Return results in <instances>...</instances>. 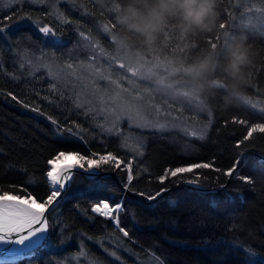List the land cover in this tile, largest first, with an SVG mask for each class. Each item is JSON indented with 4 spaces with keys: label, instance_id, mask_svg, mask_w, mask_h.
Segmentation results:
<instances>
[{
    "label": "trees",
    "instance_id": "obj_1",
    "mask_svg": "<svg viewBox=\"0 0 264 264\" xmlns=\"http://www.w3.org/2000/svg\"><path fill=\"white\" fill-rule=\"evenodd\" d=\"M125 3L126 0H45L44 4L29 2L13 6L12 11L19 14L22 9L38 24L34 27L26 23L20 31H12L11 42L0 40L1 194L26 196L31 193L37 201H41L40 197L46 198L50 194L45 178L47 161L61 151L89 157L93 153L112 152L131 164L134 177L131 190L153 194L162 186L169 188L195 179L205 186L220 185L226 178L224 170L230 168L244 150L264 154V133H254L237 147L251 124L264 123V23H254L256 13L264 15V0H216L218 24L227 20L233 25L230 36L246 35L257 52L255 63L246 72V83L240 95L225 107L222 91L209 96L196 90L199 102L207 114L211 111V117L193 127L191 132L179 128L141 130L142 142L135 151L132 149L133 153L122 148L121 134L98 132L92 113L85 116V110L73 105L67 92L44 74L45 71H31L24 62L21 64L22 54L25 52L29 59L30 52L41 53L40 45L47 53L64 60L68 48L59 53L58 50L64 43L67 47L82 46L86 36H78L81 31L104 49L109 48V34L116 36L114 42L138 55L158 52L160 58L175 61L177 67L182 61L185 67L211 51L207 41L211 38L216 42L215 38L222 32L217 28L211 33L181 38L180 32L169 24L154 33L149 43L147 34L130 32L120 24ZM117 4L120 11L116 10ZM5 10L3 14H12L8 8ZM61 14L68 23L63 22ZM105 24L109 25L107 33L103 31ZM42 25L53 28L62 43L58 45L42 35L38 31ZM223 40L221 35L218 52L225 47ZM165 44L168 46L164 47ZM10 45L11 50L6 48ZM52 83L59 91L50 89ZM190 85L181 86L194 89ZM9 92L30 107L12 100L7 95ZM233 117L248 123L233 122ZM58 125L64 129L72 127L73 133L65 130L57 134ZM194 163H212L213 168L194 169L193 173L181 174L179 178L170 177L163 185L157 179L166 169ZM101 168L115 172L122 184L127 183L123 166L117 169L101 165ZM217 168L221 171H215ZM239 170V176H249L252 182L245 183L234 176L225 189L206 191L207 195L192 187L180 186L159 202L146 205L141 198L124 194L125 207L119 213V227L128 232L127 237L114 227L111 219L91 212V205L98 197L109 198L121 193L115 180L111 176H100L88 181L82 174L75 173L71 187L53 213L54 216L59 214V226L54 227L52 217H48L47 246L20 258L21 262L15 264H75L72 257L75 246L83 253L77 258L78 264H156L153 258L156 256L163 259L164 264H248L245 253L239 248H250L257 253L252 258L254 264H264V162L248 156ZM228 196L233 199L229 200ZM169 200L178 203L172 207ZM250 224L258 231L252 236L246 234V225ZM59 236L61 243L66 244L58 249L52 246H56ZM142 246L154 254H149ZM113 252L115 256L110 255Z\"/></svg>",
    "mask_w": 264,
    "mask_h": 264
},
{
    "label": "snow or ice",
    "instance_id": "obj_2",
    "mask_svg": "<svg viewBox=\"0 0 264 264\" xmlns=\"http://www.w3.org/2000/svg\"><path fill=\"white\" fill-rule=\"evenodd\" d=\"M32 3V4H44L45 0H0V7H6L12 13L10 15H5L0 12V40L11 42V32L12 31H20L22 28L26 26V23H32L34 27L37 26L38 21H33L29 13H23L22 9L19 11V14L15 11H12L13 6L22 5L23 3ZM116 10L120 11V5H116ZM61 18L62 14H61ZM64 23H68L67 18H63ZM114 28L115 25H112ZM166 27V26H165ZM218 29L222 30L221 35H223V46H226L229 43V40L232 37L229 34V30L233 29V25H230L227 20L220 22L218 24ZM38 31L47 38H50L58 45L62 43L60 36L56 34L53 28L48 25H43L38 27ZM103 31H109V25H103ZM157 32V31H156ZM156 32H150L147 34L148 41L151 43L153 39V34ZM79 35L84 37V33L80 32ZM221 35H218L213 42L211 38L207 41L210 44L211 50H216L218 48V44L221 42ZM185 35H181L183 38ZM112 40L116 41V36H112ZM194 46V45H193ZM92 47H97V45H92ZM123 47V45H121ZM11 50V49H10ZM178 51L183 52V48H178ZM101 53L103 54V50L101 49ZM96 56L93 54L89 57V60L94 65L96 63ZM115 60V57L112 58ZM120 69H124L126 65L119 60L115 61ZM171 63V62H170ZM179 67H171L169 75H173L175 73L183 71L184 68L183 62H179ZM23 67V65H21ZM67 69L72 70L74 68L73 64L69 63L66 65ZM157 65L148 66L144 63H139L138 67H127V72L131 73L133 77L142 75L141 69H145L144 75L146 78L151 79L153 76H156L157 73L154 70ZM184 72V71H183ZM105 79L108 82L109 87L107 90L99 88V80ZM157 84L163 86L165 89H170L177 96H181L188 100L189 98L196 99L199 102V95L195 89L189 91H181L179 90V85L176 84L174 87V83H166L165 79L161 78L156 81ZM65 89H69L72 93H77V98L79 99L80 95L85 97L83 103H76L77 108H84V115L87 116L91 111L95 115L106 114L112 115L115 118V121L118 122L125 117L132 122H135L142 110V101L143 97L139 92L136 93L135 96L131 97V101L127 99L129 95V90L124 88L120 83V80L113 79L112 76L105 75L102 72L100 67L93 68L91 73L88 72H69L68 78L66 82L63 84ZM50 89L52 91H59L57 85L52 83L50 85ZM12 100L17 101L22 104L23 107L29 108L30 106L27 103H24L22 100H18V97L13 95V93H7ZM64 95L61 92V99H64ZM68 98H71L69 96ZM91 105H95V107H88ZM199 107L201 111H206L203 107L202 102H199ZM33 111L39 112V108H33ZM156 110H159V106H156ZM209 117H211V111H208ZM49 120H52V117H48ZM233 122H237L240 124H247L246 120H237L236 117H233ZM53 123H57L53 121ZM137 127L146 128L149 126L148 122L143 124L137 123ZM79 127V125H76ZM131 127V125H130ZM154 127L164 128L165 125L156 124ZM65 130L68 131L69 134H72L73 128L68 127L64 129L57 126V134H62ZM107 131L109 133H114L116 135H120V130L116 127L115 123L112 128H108ZM259 132L264 133V123H254L251 124L250 127L247 128V134L243 136V139L237 142V147L243 144L245 141H248L253 137V134ZM193 136L196 133H192ZM200 138H203L202 135ZM142 154V153H141ZM75 156L77 158L76 164H69L60 169L55 167V161L59 160L65 156ZM48 165L51 166V170L46 171V180L49 182V192L46 196L40 197L42 201L39 203L38 207H33V204L37 203V199L31 196V193L26 194V198H21L20 196H11L8 192H3L0 194V244H14L18 245V248H7L5 251L9 254H12L15 257H19L28 253H35L38 249L44 248L47 246L46 242L49 239V220L48 217L51 216L53 220V226L58 227L59 221L53 213H56V209L60 206V203L63 200L64 194L68 188L71 187L73 180L72 177L75 173L72 172L73 169H76L78 173L84 176L85 180L95 181L98 177H100L101 171L104 169L101 168V165H109L114 168H123L127 171V183L124 185L125 193L132 192L131 190V181L134 179L133 174L131 172V164L125 163L123 160L119 159L112 152H108L107 154L101 155L97 153H93L91 157L81 155L80 153L75 152H59L53 159H49L47 161ZM241 165V159H237L233 165L224 170L223 174L227 177H233L234 173L237 172L238 166ZM201 168H213L212 163H194L187 166H180L174 169H166L163 175L157 177L158 181L163 185L166 179L170 177L179 178L181 174L184 173H193L194 169ZM215 171L220 172V169H215ZM197 177L199 176L196 173ZM238 179L244 181L245 183H251L252 178L249 176H237ZM188 184L199 185V179L188 180L186 181ZM221 187H224L221 185ZM194 191L207 195L208 193L204 191L203 188L197 187L193 189ZM170 189L166 186H162L159 191L153 193H145V192H133V195H138L142 198H145L146 201L149 202H159L157 198L161 200L164 199L163 194L169 192ZM215 190H213L214 192ZM125 196H122L119 202H115L113 200L112 203L109 202L111 197L108 199H101L99 203H95L91 205V212L95 214H99L101 216L110 218L114 221V226L118 228V231L123 233L125 237L128 236V232L125 231L124 228L119 227L120 219L119 213L124 210L125 204ZM229 200H232V196L227 197ZM168 203L170 206L175 207L178 201L169 200ZM239 248V246H236ZM240 251L245 253V260L248 264H254L253 257L257 255V253L252 252L251 249L239 248ZM83 254V253H81ZM110 255L115 256L116 254L113 252ZM156 261V264H164L163 259L160 257H153ZM3 264H15V260L9 262L4 261Z\"/></svg>",
    "mask_w": 264,
    "mask_h": 264
},
{
    "label": "rangeland",
    "instance_id": "obj_3",
    "mask_svg": "<svg viewBox=\"0 0 264 264\" xmlns=\"http://www.w3.org/2000/svg\"><path fill=\"white\" fill-rule=\"evenodd\" d=\"M5 9H6L5 7H0V12L6 11ZM255 16H257V18L254 20V23H258V24L264 23V15H259L258 13H256ZM80 32L81 31H79V33ZM78 36H80V35H78ZM84 36H86V37H84L86 40L83 39L84 44L81 43L82 46H80V47H79V45L77 46V44H75L71 47L70 46L67 47L65 45V43H64V45L61 46L62 48H60L58 50V53L61 51L63 52L64 48H68V50H69L64 54V58H65L64 60L58 59V58H56L55 55L53 56L50 53H47L48 52L47 50H44L43 48H41L44 46L40 45V51L39 52H41V53L36 54V53L30 52L29 53L30 58L26 59V53L24 52L21 56V58L23 59V60H21V64H22V62H24L27 65L28 69L31 71H33L35 69L45 71L44 74H46L49 78H51V80H53L54 82L59 84L60 89L67 92V97L71 96V98H69V99L73 103V105H75V106H76V103H78V102L83 103L85 97L83 95H80V97L78 99L77 93H72L69 89H65L63 87V84L66 82V80L68 78L69 72L80 73L83 71V72L91 73L93 68H95V67H100L102 72L105 73V75L110 74L113 79L118 78L120 80V83L123 85V87L129 90V95L127 97V99L129 101H131V97L135 96L137 92H139L141 94V96L143 97L142 110L140 112L139 118L135 122L130 121L126 117L124 119L116 122L115 118L112 115H106L103 113L99 114V115H95L90 111L93 115V118H94L93 122H94L95 126L97 127L98 132H105L107 134H112V133H109L107 131V129L112 128L113 124L115 123L116 127L119 128L120 133L122 135L121 136V142L124 143V145H122V148L133 153V151H135L142 142L141 141L142 137L140 134L141 130H145V129L150 130V129H155V128L159 129V130H165L166 128H176V129L179 128V129H183V130H187V131L191 132L192 128L199 125L200 122L208 120L209 115L206 113V111L200 110L199 102L196 99L189 98L188 100H185V98H183L181 96H177L176 94H174L172 92V90L165 89L163 86L156 83V81L158 79L163 78V79H165L166 83L175 82L174 87L176 86V84H178L179 90H181V91H189V92L191 91V90H189L187 88L185 89L184 87L181 86V85H185V86L190 85V78L188 76H186L185 74H183L182 71L175 73L173 75H169L171 67H173V66L177 67L175 65V61L173 63V61H168L165 58H159L158 52L157 53L152 52L151 55L149 54L150 52H145V55H142V54L138 55L137 53H135L131 50L129 51V50L125 49L124 46L121 47L122 44H120L118 42H114L112 40V37L109 34H108V40H107L109 48L103 50V54H102L101 53L102 48L100 46H98L97 42L94 40L96 42V43H94L89 36H87V35H84ZM49 42H52V41L49 40ZM75 43H77V40ZM92 45H97V47H92ZM167 46L168 45L165 44L164 47H167ZM11 47H12V45H10L6 48L10 49ZM78 47L81 49H79ZM93 54H95V56L97 58L96 63L94 65L89 60V57H91ZM23 55H24V58H23ZM79 55H81V56L85 55V57L81 58ZM113 57H115V60L112 59ZM116 60L122 61L126 65V67L124 69H120L119 65L115 62ZM69 63L73 64V66H74V68L72 70H69L66 67V65ZM139 63H144L146 65V67L157 65V67H155V69H154L156 71L157 75L153 76L151 79H148L144 75L145 69H143V68L141 69L142 75H140V76L133 77L131 73L127 72V67H129V66L138 67ZM98 87L107 90V88L109 87L107 80L100 79ZM156 106H159L158 111L156 110ZM88 107H95V105H91ZM145 122H148V124H149V126L146 128H141V127L136 126L137 123L143 124ZM156 124L165 125V127L164 128L154 127V125H156ZM130 125H131V127H130ZM137 132H139V133H137ZM129 149H131V150H129ZM132 149H134V150L132 151ZM246 151H251V152L255 151V152H259L261 155H264L262 152L257 151V150H244L243 152H246ZM243 152L240 154V157L243 154ZM104 154H107V153H104ZM104 154H102V155H104ZM240 157L238 159H240ZM247 157H248V155L246 156V158ZM246 158H245V160H246ZM75 162L77 163L76 157H75ZM242 165H240L238 167L237 172L234 174V176L240 175L239 169L241 168ZM48 167H49V165H48ZM103 171H108V173H103L100 176H102V177L103 176H111L115 180L117 186H119V188L121 190V193L118 196L109 195V197H111L109 202L112 203L113 200L115 202H119L121 197L124 196V194H126L125 190H124V184H122L119 181L118 176L115 174V172L113 173L112 171H109V170H103ZM103 171H101V172H103ZM76 173H78V172H76ZM234 176L233 177H227L226 176V178L222 184L212 185V186H215L217 188L215 190H223L228 186L229 181H231V179H233ZM183 182H186V181H183ZM221 185H223L224 187H221ZM212 186H207V187H212ZM177 187L180 188V186H177ZM169 189H170V191L167 193V195H169V193L171 192V187H169ZM133 192H135V191H132V193ZM138 192L139 191H137L135 193H138ZM9 194H11V193H9ZM128 195H130V194H128ZM20 197L26 198V196H20ZM101 199H108V197L107 196H104V197L100 196L97 199L98 201H95L93 204L99 203ZM38 202L41 203L42 201H38ZM148 204L153 205L150 203H148ZM148 204H146V205H148ZM111 222L114 225V221L111 220ZM247 225H246V234L248 236L255 235V232H258L255 228H253V226L251 224L249 226H247ZM49 230H50V223H49ZM75 234H76V232H75ZM60 238H61V236H59L58 240L55 241L56 246L54 245L52 247H56L59 249L63 246V244H66L64 241H63V243H61L62 239L60 241L59 240ZM142 247H143L142 249L148 251L149 254L150 253L154 254L151 250H147V248H145L144 246H142ZM73 248L76 249V252L72 255V257L75 258L74 259V261L76 262L75 264H78L77 258L81 255V251L79 250V248L77 246H75ZM30 254L31 253H28V254H25V255H22L19 257H14V258H12L10 256L5 257V256L0 255V264H3L4 261L11 262L13 260H15V263H17V262L20 263L21 262V261H19L20 258H25V257L29 256ZM156 257H158V256H156ZM24 264H26V263H24Z\"/></svg>",
    "mask_w": 264,
    "mask_h": 264
},
{
    "label": "clouds",
    "instance_id": "obj_4",
    "mask_svg": "<svg viewBox=\"0 0 264 264\" xmlns=\"http://www.w3.org/2000/svg\"><path fill=\"white\" fill-rule=\"evenodd\" d=\"M216 0H126L119 17L130 32L148 34L171 24L181 35H201L218 28ZM257 52L244 34L233 36L222 52L211 50L182 70L191 86L209 96L223 92L226 107L240 95Z\"/></svg>",
    "mask_w": 264,
    "mask_h": 264
},
{
    "label": "water",
    "instance_id": "obj_5",
    "mask_svg": "<svg viewBox=\"0 0 264 264\" xmlns=\"http://www.w3.org/2000/svg\"><path fill=\"white\" fill-rule=\"evenodd\" d=\"M253 156V157H257V158H259V159H261L262 161H264V156L263 155H261L259 152H251V151H246V152H243V154L241 155V157H240V159H241V165L244 163V160H245V158H246V156ZM239 167V166H238ZM238 169V168H237ZM72 172L73 173H76L77 172V170L76 169H73L72 170ZM103 173H108V171H103V172H101V174L100 175H102ZM235 174V173H234ZM234 176V175H233ZM73 178V177H72ZM177 186H185V187H192V188H197V187H201V188H203L205 191H213V190H215V189H217L215 186H212V187H207V186H205V185H203V184H200L199 183V185H192V184H188V183H186V182H183L182 184H180V185H176V186H173V187H171V190L172 189H174V188H179V187H177ZM167 193L168 192H166V193H164L163 194V196L165 197V196H167ZM128 194H130V195H132V196H135V197H140V196H138V195H133L132 194V192H129ZM141 199H143V201L146 203V204H148V203H150V204H155L156 202H149V201H146V199L145 198H142V197H140ZM158 199V201L160 200V198H157Z\"/></svg>",
    "mask_w": 264,
    "mask_h": 264
},
{
    "label": "bare ground",
    "instance_id": "obj_6",
    "mask_svg": "<svg viewBox=\"0 0 264 264\" xmlns=\"http://www.w3.org/2000/svg\"><path fill=\"white\" fill-rule=\"evenodd\" d=\"M98 46H100V45H98ZM101 48H102V50H105L103 47H101ZM251 157H253V156H251ZM253 158L254 159L255 158L256 159H259L257 157H253ZM259 160L262 161L261 159H259ZM69 164H76V162H75V156L69 155V156H65V157H63V158L55 161V167L57 169H60V168L66 166V165H69ZM48 170H51V166L50 165L48 167ZM11 196H15V195L10 194V197ZM21 198H25V197H21ZM39 203L40 202L37 201V203L36 204H33L32 206L33 207H38L39 206ZM18 247H19L18 245H14V244H0V255L1 256H5V257H9L10 256V257L14 258L15 256H13L12 254L7 253L5 251V249H7V248H18Z\"/></svg>",
    "mask_w": 264,
    "mask_h": 264
}]
</instances>
